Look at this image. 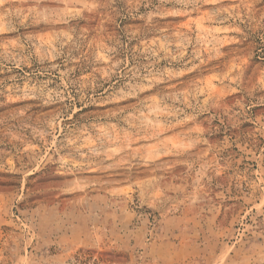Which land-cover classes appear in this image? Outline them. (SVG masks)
Here are the masks:
<instances>
[{
	"label": "rangeland",
	"instance_id": "rangeland-1",
	"mask_svg": "<svg viewBox=\"0 0 264 264\" xmlns=\"http://www.w3.org/2000/svg\"><path fill=\"white\" fill-rule=\"evenodd\" d=\"M0 264H264V0H0Z\"/></svg>",
	"mask_w": 264,
	"mask_h": 264
}]
</instances>
